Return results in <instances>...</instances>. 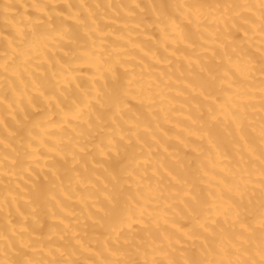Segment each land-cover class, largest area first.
<instances>
[{
	"label": "bare ground",
	"instance_id": "1",
	"mask_svg": "<svg viewBox=\"0 0 264 264\" xmlns=\"http://www.w3.org/2000/svg\"><path fill=\"white\" fill-rule=\"evenodd\" d=\"M0 264H264V0H0Z\"/></svg>",
	"mask_w": 264,
	"mask_h": 264
}]
</instances>
